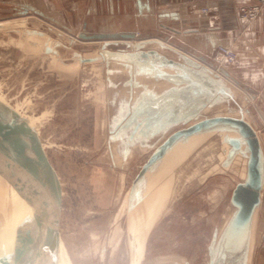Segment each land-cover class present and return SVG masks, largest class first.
<instances>
[{
	"label": "rangeland",
	"instance_id": "rangeland-1",
	"mask_svg": "<svg viewBox=\"0 0 264 264\" xmlns=\"http://www.w3.org/2000/svg\"><path fill=\"white\" fill-rule=\"evenodd\" d=\"M23 21L11 20L0 28V94L36 123L32 125L62 181L68 254L62 264H264V228H255L256 216L251 245L249 230L237 239L235 232L226 231L235 211L233 189L247 178L250 151L244 137L224 124L180 137L151 168L167 161L156 173L160 195L167 188L159 207L128 208L127 189L161 144L155 151L145 146L117 151L112 167L100 150L102 138L98 142L94 135L92 104L81 84L93 72L62 66L60 58L45 53L44 38L35 44L27 31L46 30L68 45L78 40L76 48L91 40L67 35L46 19ZM206 61L213 63V55ZM212 99L206 114L236 107L229 99ZM258 123L264 127L263 118ZM233 137L241 140L239 147L231 144Z\"/></svg>",
	"mask_w": 264,
	"mask_h": 264
},
{
	"label": "crops",
	"instance_id": "crops-1",
	"mask_svg": "<svg viewBox=\"0 0 264 264\" xmlns=\"http://www.w3.org/2000/svg\"><path fill=\"white\" fill-rule=\"evenodd\" d=\"M252 2L254 0H0V28L11 20L24 18L23 22L38 23L46 19L62 27L67 35L85 34L102 39L117 37L91 35L140 32L152 37L145 41L123 37L122 41L104 42L106 66L98 61L79 64L75 61L76 55H98L100 43L94 48L95 42L82 41L88 45L76 48L77 43L71 42L56 46L57 54L45 53L55 56L54 59L60 58L62 66L74 67L79 72L90 68L93 72L89 79H82L81 84L90 99L88 103L92 104L94 135L98 142L102 138L100 150L108 156L112 167H116L117 151L132 152L137 148L142 151L143 146L155 151L174 131L206 117L230 115L249 121L260 136L263 180L260 203L249 227L251 232L255 213V228H264V127L258 123L264 119V7L252 23L247 24L239 17L240 7ZM201 7L210 10L204 13ZM43 38L33 34L31 41L37 44ZM54 39L64 41L59 36ZM219 44L232 46L237 52V58L222 69L238 86L198 66L187 54L207 60ZM151 50L155 52L150 53ZM144 52L149 55L143 57ZM69 58L73 62L65 63ZM212 98L229 99L236 107L227 113L206 114ZM160 160L138 181L133 178L125 196L128 208L155 210L159 207L161 195L157 186L161 178H157L158 171L154 172L161 163L151 168ZM165 189L162 199L166 197ZM236 210L235 206L234 213Z\"/></svg>",
	"mask_w": 264,
	"mask_h": 264
},
{
	"label": "water",
	"instance_id": "water-1",
	"mask_svg": "<svg viewBox=\"0 0 264 264\" xmlns=\"http://www.w3.org/2000/svg\"><path fill=\"white\" fill-rule=\"evenodd\" d=\"M133 35L112 33L91 36L132 37ZM51 50L52 47L46 46V52ZM148 55L147 52L142 54L143 57ZM218 124L236 129L246 140L250 151L247 178L236 184L231 196V201L237 210L226 231L228 235L235 232L237 239L246 231L248 233L255 208L260 203L263 187L260 137L246 119L230 115H214L177 129L149 156L134 181L143 177L180 137L189 136ZM230 142L235 147L241 144V140L234 137L230 138ZM0 175L14 187L30 207L29 213L16 223L14 250L12 253L0 255V264H62L64 255H68L62 181L43 146L37 129L27 117L1 101ZM3 209L9 213L6 205H3Z\"/></svg>",
	"mask_w": 264,
	"mask_h": 264
},
{
	"label": "bare ground",
	"instance_id": "bare-ground-1",
	"mask_svg": "<svg viewBox=\"0 0 264 264\" xmlns=\"http://www.w3.org/2000/svg\"><path fill=\"white\" fill-rule=\"evenodd\" d=\"M33 34L41 35L44 37V41H41V43L43 42L42 45L44 46L45 52H46V46L52 47V50L48 53L57 54L58 51L56 50V46L67 45L60 40L49 37V35L47 33H45L44 31H42L40 29H37L36 31H31V30L27 31V37L29 39H31ZM84 35L85 34H82L80 36L85 38V39H90L91 41H89V42H99L101 44L100 50L98 51V55H95V56H92V55H82V56L76 55V57H75L76 64H79L80 62H83V63H89L90 62L91 63V62L98 61L99 63H104L106 66V64L108 63V57H107L106 52H105L106 45L103 46L104 42H117L121 39H124L123 37L102 38V39H99V38L96 39L95 38L94 39V38L86 37L88 35H85V36ZM132 38H135L136 40L139 39L140 41L141 40L145 41V39L151 40L152 37H140V36H138L137 33H134ZM77 41L78 40L72 41V43L77 42ZM125 41H127V40H125ZM187 54L191 58L196 60L198 63H200L201 65L206 66L210 71H212V72H214V73H216V74H218L221 77L226 79V77L224 76V75H226V73L223 71V69H222L223 67H219V69L222 71V73H224V75L221 74L220 72L216 71L215 69H213L210 65H207L208 63L204 62L206 59H204L202 57H198V56L194 57L193 55H191L189 53H187ZM81 57L83 58L82 61H81ZM0 101L6 103L7 105L12 106L15 110H17L20 114L23 115L22 111L18 108L19 106L16 107V106L12 105L1 94H0ZM23 116L27 117L31 124H36L33 121V119H31L28 115H23ZM229 134L235 135L236 133L229 132ZM245 161H247V159ZM166 165H167V161H165L162 164V166L160 168H158L159 170L156 169L154 173H156L157 171H158L157 173H160V171H161L160 169L164 168ZM156 175H158V174H156ZM159 177L160 176L158 175L157 178H159ZM162 192H164V189ZM161 196H162V194H161ZM161 196H160V198H161ZM0 201H1L0 202V255H2L5 253H12V251L14 250L15 236H16V223L22 216H24L26 213H29L28 211H30V207L26 204L25 200L17 193V191L14 189V187H12L9 184V182L5 178H3L1 175H0ZM3 205H6L7 209L9 210V213H7L3 209ZM255 216H256V213H255L254 218H253V226H252V231H251L250 245L252 243V233H253Z\"/></svg>",
	"mask_w": 264,
	"mask_h": 264
},
{
	"label": "built area",
	"instance_id": "built-area-1",
	"mask_svg": "<svg viewBox=\"0 0 264 264\" xmlns=\"http://www.w3.org/2000/svg\"><path fill=\"white\" fill-rule=\"evenodd\" d=\"M263 7H264V0H254V2L250 4L242 5L240 7L239 17L243 22L247 24L252 23L259 16ZM209 10H210L209 7L200 8V11L204 13L209 12ZM236 58H237V52L232 46L226 44H219L213 53L214 62L209 63L206 60L204 62H207L212 67L218 69L219 67H222L224 64L233 62ZM201 66L207 68L204 65Z\"/></svg>",
	"mask_w": 264,
	"mask_h": 264
}]
</instances>
